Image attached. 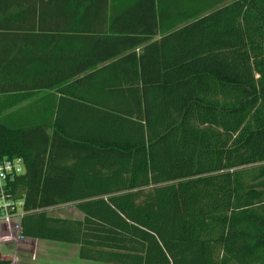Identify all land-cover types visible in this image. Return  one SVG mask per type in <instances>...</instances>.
<instances>
[{
    "label": "trees",
    "instance_id": "obj_1",
    "mask_svg": "<svg viewBox=\"0 0 264 264\" xmlns=\"http://www.w3.org/2000/svg\"><path fill=\"white\" fill-rule=\"evenodd\" d=\"M5 159L24 238L264 264V0H0Z\"/></svg>",
    "mask_w": 264,
    "mask_h": 264
},
{
    "label": "crops",
    "instance_id": "obj_2",
    "mask_svg": "<svg viewBox=\"0 0 264 264\" xmlns=\"http://www.w3.org/2000/svg\"><path fill=\"white\" fill-rule=\"evenodd\" d=\"M66 206L75 208L73 205ZM51 210L48 211L50 216L64 218L62 215H52L50 213ZM80 215L81 218L75 220L82 219V214L80 213ZM20 223L21 221H16V224H13L11 229L9 228L10 225H8L9 227L0 226V230L4 229L3 232H0V254L5 256V259H10L11 264H38L35 260H33L34 262L30 261V258L34 256L40 257L43 261L42 264H101L81 260L78 246L22 237Z\"/></svg>",
    "mask_w": 264,
    "mask_h": 264
},
{
    "label": "built area",
    "instance_id": "obj_3",
    "mask_svg": "<svg viewBox=\"0 0 264 264\" xmlns=\"http://www.w3.org/2000/svg\"><path fill=\"white\" fill-rule=\"evenodd\" d=\"M25 173L22 159H5L0 163V224L10 225V229L24 215L23 197L18 192H13V185Z\"/></svg>",
    "mask_w": 264,
    "mask_h": 264
},
{
    "label": "rangeland",
    "instance_id": "obj_4",
    "mask_svg": "<svg viewBox=\"0 0 264 264\" xmlns=\"http://www.w3.org/2000/svg\"><path fill=\"white\" fill-rule=\"evenodd\" d=\"M50 213L52 215H58V216L62 215V217L68 218V219H79V218H81L80 213L75 208L73 209L72 206H65L62 208L53 209L50 211ZM10 224H12V223L10 222ZM2 225H6V224L1 223L0 226H2ZM3 231H4V229L0 230V232H3ZM48 244H54V243H48ZM30 259H31L30 260L31 262H34L33 260H35V262L37 261L38 264L43 263L41 258L38 256L31 257Z\"/></svg>",
    "mask_w": 264,
    "mask_h": 264
}]
</instances>
